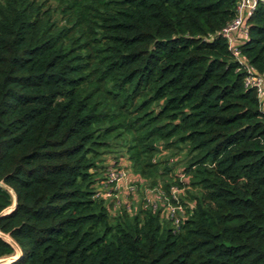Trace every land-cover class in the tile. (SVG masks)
<instances>
[{"label": "trees", "instance_id": "16d2710c", "mask_svg": "<svg viewBox=\"0 0 264 264\" xmlns=\"http://www.w3.org/2000/svg\"><path fill=\"white\" fill-rule=\"evenodd\" d=\"M238 5L0 0L11 264H264V90L246 80H264V2L235 39L244 64L224 32ZM13 201L0 185V212Z\"/></svg>", "mask_w": 264, "mask_h": 264}, {"label": "built area", "instance_id": "2783aa9c", "mask_svg": "<svg viewBox=\"0 0 264 264\" xmlns=\"http://www.w3.org/2000/svg\"><path fill=\"white\" fill-rule=\"evenodd\" d=\"M260 1L264 2V0H239L238 5V16L236 19L225 28L224 32L227 38H229L230 48L234 51L237 57L240 56V50L237 46H235V39L239 36L241 39L247 35V26L246 20L249 15H251L257 8ZM241 34V35H240ZM241 64H244V60L242 58H238ZM247 84H253L257 87L260 94L263 93L264 90V80L257 76L252 70H249L247 76ZM112 180L116 182L119 181L120 175L116 176L111 172ZM178 210H182L181 206H169V211L172 216H175ZM180 218H176V222L179 223Z\"/></svg>", "mask_w": 264, "mask_h": 264}, {"label": "rangeland", "instance_id": "374dc122", "mask_svg": "<svg viewBox=\"0 0 264 264\" xmlns=\"http://www.w3.org/2000/svg\"><path fill=\"white\" fill-rule=\"evenodd\" d=\"M112 173L116 176L120 175L121 177L119 178V181H117V183L119 184L118 185V189L117 190V198H121L123 197V194L127 195L128 197V206L130 207L131 206V198L132 196H134V192H137V177L136 175H134L131 170L127 169L126 166L124 165H121L120 164V167H117V169H114L112 171ZM116 181V180H115ZM111 188V186L109 187ZM111 192V194H109L110 196H114L115 193L113 191H111L112 189H108V192ZM141 191L143 192L144 195H146V197H148L150 201L153 200V196H152V192L153 191H148V190H145L144 188L141 187ZM155 193V192H153ZM141 192L140 193H136V197H137V200L140 201L144 195H143ZM135 197V198H136Z\"/></svg>", "mask_w": 264, "mask_h": 264}, {"label": "water", "instance_id": "95a60500", "mask_svg": "<svg viewBox=\"0 0 264 264\" xmlns=\"http://www.w3.org/2000/svg\"><path fill=\"white\" fill-rule=\"evenodd\" d=\"M0 185L6 187L7 189H9L13 196H14V201L13 204L6 207L5 209H3L0 212V217H3L7 214H9L10 212H12L16 206H17V196L14 192V190L12 188H10L8 185H6L4 182L0 181ZM0 238H2L4 241H6L7 243H9L15 250V254L8 256V257H3L0 258V264H11L15 261H17L18 259L21 258L22 256V249L20 248V246L18 245V243L7 233H4L0 230Z\"/></svg>", "mask_w": 264, "mask_h": 264}]
</instances>
